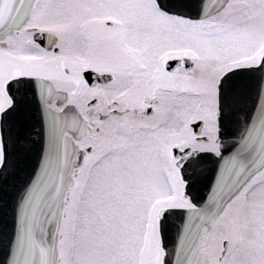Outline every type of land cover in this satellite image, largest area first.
Segmentation results:
<instances>
[{
	"label": "snow or ice",
	"instance_id": "6c2138e0",
	"mask_svg": "<svg viewBox=\"0 0 264 264\" xmlns=\"http://www.w3.org/2000/svg\"><path fill=\"white\" fill-rule=\"evenodd\" d=\"M0 264H264V0H0Z\"/></svg>",
	"mask_w": 264,
	"mask_h": 264
}]
</instances>
